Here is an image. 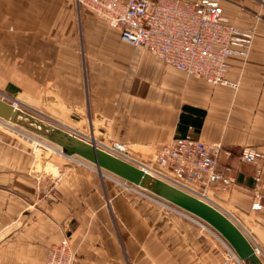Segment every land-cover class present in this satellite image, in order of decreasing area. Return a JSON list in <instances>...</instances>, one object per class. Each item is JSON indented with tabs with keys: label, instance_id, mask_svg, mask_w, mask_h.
Instances as JSON below:
<instances>
[{
	"label": "crops",
	"instance_id": "obj_1",
	"mask_svg": "<svg viewBox=\"0 0 264 264\" xmlns=\"http://www.w3.org/2000/svg\"><path fill=\"white\" fill-rule=\"evenodd\" d=\"M222 3L227 19L253 32L248 58H230L236 88L122 40L76 0H0V96L83 130L92 122L98 146L117 144L140 161L177 136L221 142L217 168L237 183L228 191L208 184L206 201L240 227L264 264V159L258 183L256 164L240 158L245 147L264 153V0ZM1 151L0 264H44L65 235L78 264H225L221 242L178 205L122 190L88 167L70 168L54 196H37L34 161L21 163L12 144Z\"/></svg>",
	"mask_w": 264,
	"mask_h": 264
},
{
	"label": "built area",
	"instance_id": "obj_2",
	"mask_svg": "<svg viewBox=\"0 0 264 264\" xmlns=\"http://www.w3.org/2000/svg\"><path fill=\"white\" fill-rule=\"evenodd\" d=\"M222 1L76 0L79 7L89 8L110 26L118 28L122 40L146 47L155 56L189 76L202 78L214 85L236 88L239 83L227 77L230 58L233 55L248 58L253 32L243 30L227 19ZM102 148L134 162L117 144ZM223 149L221 142L191 135L177 136L155 154L153 165L138 164L150 170L154 176L207 200L208 184L219 185L228 191L237 183L236 176L229 172V168H217ZM240 158L256 164V180L259 183L263 171L260 160L264 159V153L245 147L240 152ZM123 183L129 186V181L124 180ZM254 196L255 207H261L259 188ZM225 243L236 259L243 261L235 249ZM255 250L260 254L258 248ZM44 264H78L77 252L68 235L49 247Z\"/></svg>",
	"mask_w": 264,
	"mask_h": 264
},
{
	"label": "water",
	"instance_id": "obj_3",
	"mask_svg": "<svg viewBox=\"0 0 264 264\" xmlns=\"http://www.w3.org/2000/svg\"><path fill=\"white\" fill-rule=\"evenodd\" d=\"M0 118L37 131L61 145L68 154H77L92 162L99 170L105 169L142 188L158 193L211 225L235 249L243 261L249 264H263L255 247L240 227L210 202L159 179L144 168L103 149L95 142H89L75 134L45 124L1 96Z\"/></svg>",
	"mask_w": 264,
	"mask_h": 264
},
{
	"label": "rangeland",
	"instance_id": "obj_4",
	"mask_svg": "<svg viewBox=\"0 0 264 264\" xmlns=\"http://www.w3.org/2000/svg\"><path fill=\"white\" fill-rule=\"evenodd\" d=\"M20 108L53 128L75 134L83 139H86L89 142H95V124H92V122H87L84 127L85 129L83 130L81 129L79 124L65 122L58 117L44 114L43 112H40L39 110L30 108L28 106H20ZM106 141H108V139H106ZM113 141L114 140H111L109 142ZM2 144H12L16 147H19V160L21 163L27 162L28 160H30V163L34 161V174L36 180L37 196L45 198H49V195L54 196V190L56 189L57 182H59L60 179L65 178L66 175H68V173L70 172V168L72 167H88L93 169L94 171L95 168H97L95 164L86 160L80 155L68 154L66 149H64L61 145L41 135L37 131L21 124L13 123L0 118V162H2ZM106 144H108V142ZM124 152L134 159H137L136 157L129 154L127 150H124ZM139 164L153 165V159L152 161L142 160L139 162ZM101 172L105 175V177L108 176L116 180L122 190H129L136 195L146 197L147 200L158 199L164 201L165 204H172L173 206H176L156 192L141 188L132 182H129V186H126L123 183L124 179H122L121 177L107 170L101 169ZM176 208H179L180 211L186 212L190 216L196 218L201 227H203L206 231L208 230L207 232L215 236V238H217L221 242L224 248L223 259L225 264H249L245 261L239 262L236 259V257L230 252L228 246L226 245L225 242L227 241L211 225H209L202 219L191 215L187 210L183 208H180L178 206H176Z\"/></svg>",
	"mask_w": 264,
	"mask_h": 264
},
{
	"label": "bare ground",
	"instance_id": "obj_5",
	"mask_svg": "<svg viewBox=\"0 0 264 264\" xmlns=\"http://www.w3.org/2000/svg\"><path fill=\"white\" fill-rule=\"evenodd\" d=\"M17 107H19L18 105H16ZM101 147V146H100ZM103 149H105V150H107L106 148H103ZM107 151H109V150H107ZM110 152V151H109ZM112 153V152H111ZM133 158V157H132ZM127 160V159H126ZM128 161V160H127ZM133 161L135 162H131V161H129V162H131L132 164H135V165H137L138 167H140V168H143L141 165H139L138 163L140 162V160L139 159H134L133 158ZM144 170L145 171H147V172H149V173H151L152 175H154L150 170H147V169H145L144 168ZM156 176V175H155ZM156 177H158V176H156ZM159 178V177H158ZM123 179V178H122ZM159 179H161V178H159ZM125 180V179H124ZM163 180V179H162ZM164 181V180H163ZM142 188V187H141ZM145 189V188H144ZM198 197V196H197ZM202 199V198H201ZM204 200V199H203ZM222 238V237H221ZM224 238V237H223ZM222 238V239H223ZM225 239V238H224ZM226 240V239H225ZM259 255V254H258Z\"/></svg>",
	"mask_w": 264,
	"mask_h": 264
}]
</instances>
